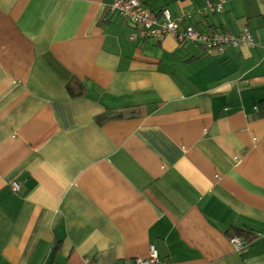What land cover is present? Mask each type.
I'll return each instance as SVG.
<instances>
[{
  "label": "crops",
  "instance_id": "0c3cea01",
  "mask_svg": "<svg viewBox=\"0 0 264 264\" xmlns=\"http://www.w3.org/2000/svg\"><path fill=\"white\" fill-rule=\"evenodd\" d=\"M115 1L0 0V264H264V0H140L222 56Z\"/></svg>",
  "mask_w": 264,
  "mask_h": 264
},
{
  "label": "built area",
  "instance_id": "2783aa9c",
  "mask_svg": "<svg viewBox=\"0 0 264 264\" xmlns=\"http://www.w3.org/2000/svg\"><path fill=\"white\" fill-rule=\"evenodd\" d=\"M216 4L208 1L204 7L199 10L200 14L220 12L224 0H217ZM109 11L116 14L125 23L131 24L138 31V36L144 39L159 40L162 37L173 36L178 43H199L206 51L216 52L222 56L228 48H254L251 37L247 33L239 36L221 35L213 32L200 34L191 27H186L183 31H178L179 19L173 20L170 14L163 10L155 14L144 8L140 0H116ZM133 39L136 35H133ZM11 191L19 192L20 184L13 182L10 185ZM230 244L237 254H241L245 249V243L242 239L232 237ZM129 264H161L158 258L157 250L154 246L149 247L148 256L144 259H133Z\"/></svg>",
  "mask_w": 264,
  "mask_h": 264
},
{
  "label": "trees",
  "instance_id": "16d2710c",
  "mask_svg": "<svg viewBox=\"0 0 264 264\" xmlns=\"http://www.w3.org/2000/svg\"><path fill=\"white\" fill-rule=\"evenodd\" d=\"M236 235L239 237V238H246V236L249 235L248 232L246 231H241V230H236ZM241 236V237H240ZM243 241V240H242ZM245 243V241H243Z\"/></svg>",
  "mask_w": 264,
  "mask_h": 264
}]
</instances>
